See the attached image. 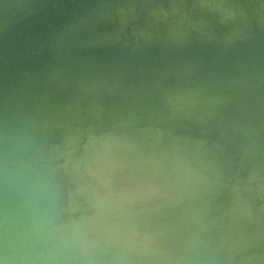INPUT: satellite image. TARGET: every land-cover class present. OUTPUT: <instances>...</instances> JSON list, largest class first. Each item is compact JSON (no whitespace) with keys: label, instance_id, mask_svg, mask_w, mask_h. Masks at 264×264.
Wrapping results in <instances>:
<instances>
[{"label":"water","instance_id":"obj_1","mask_svg":"<svg viewBox=\"0 0 264 264\" xmlns=\"http://www.w3.org/2000/svg\"><path fill=\"white\" fill-rule=\"evenodd\" d=\"M8 2L0 0V46L37 44L85 5L55 46L76 47L95 63L32 128L20 148L26 162L9 159L0 178L19 172L21 182L33 184L43 156L65 183L67 175L75 181L89 176L106 147L135 156L141 169L149 154L167 151L203 168L213 182L224 180L195 192L197 218L205 221L210 210L213 219L234 194L245 192L262 198L264 207V0ZM207 2L220 10L205 15ZM57 128L62 138L54 141ZM56 184L61 194V181ZM203 197L222 200L207 209ZM13 256L8 264L31 262L24 252ZM204 263L224 264L216 257Z\"/></svg>","mask_w":264,"mask_h":264},{"label":"rangeland","instance_id":"obj_2","mask_svg":"<svg viewBox=\"0 0 264 264\" xmlns=\"http://www.w3.org/2000/svg\"><path fill=\"white\" fill-rule=\"evenodd\" d=\"M8 1V3H13L15 0ZM206 4L207 7L204 9L205 15L213 14L221 8L217 4L210 5L208 2ZM191 7L195 6L192 4ZM166 9L169 11V16L171 18L173 16V13L171 12L172 7H167ZM149 22L150 19L145 20V23ZM127 24L128 25L125 32L126 35L131 38L135 32L134 25L131 20H128ZM52 35L48 36L46 39V46L54 44L55 38H53ZM185 41L186 39L179 40L180 43ZM74 48L70 49L69 51L60 48L61 55L49 66L50 74L47 76V82L49 83V86L47 89L44 88L43 90L42 88H35L32 92L24 94L22 99L17 101H0V110H5L9 107L16 106V109L19 110V112H17L19 114L18 116L24 118L22 117V115H24L25 119H27H21L17 116L18 119H15L16 121L19 120L17 123L20 121H23L24 123L23 126L18 129L0 128V134H4L0 135V168L5 162V164H8V160L11 158H16L20 160V162H26V160L23 159L22 153H20V148H23V146L25 147L27 142L26 140H30L32 136V128L58 105L61 99H63L71 90L72 85L84 78L91 69L92 65H94L93 63H95V60L89 57L88 53H85L84 56H79V49L76 47ZM32 52L36 53L35 55L38 56V59H41L45 54V51L38 49L36 50L35 44L25 46L24 44L20 45L9 43L0 46V81L5 83L7 88V84L10 82V79L8 75H3L2 72L7 71L8 69L17 65L16 63L20 64V68H24V59ZM3 60L6 62L3 63ZM7 88L6 90H8ZM16 115L17 114H15L13 117L16 118ZM21 122L19 125H22ZM26 122H28V125ZM23 137L24 140H21ZM25 137L27 138L26 140ZM61 138L62 132L59 128H57L53 132L52 139L54 141H59ZM17 139L18 141L20 139L22 144L20 143L21 141L18 142ZM7 141L9 142L6 143V145L5 143H2ZM10 146H13V148L17 147V151L14 148L12 152V147ZM14 150L16 152H14ZM164 157L165 165L170 166L171 164V171L167 170L168 166H166V168L165 166L156 165L154 162V164H150L154 157H148L145 162L149 168L147 167L145 168V171L139 172L136 177L129 178L130 174L137 171L138 169L137 158L132 156L131 161L128 163L130 165L128 166L126 163H124L127 168L124 164L121 167L119 166L117 172L109 177L111 180H109V178H105L104 170V172H91V175L87 177L86 175L81 176L76 181L70 180V176L67 175L65 177L66 183L63 187V189L66 188L63 190V192L67 193L63 194L64 196H67V198L64 197L63 194V197L60 195V197H62L60 199L61 202L59 201V206H61V209L58 207V216L54 220L55 222L53 221L54 223L52 222L47 225L39 221L40 219L38 212L31 215L32 217H30V219L29 216L26 218V209H28L31 205L37 206V203L32 201L30 203L28 201L30 206L25 208L28 203H26V201L30 198L26 197L22 190L19 189L18 191L15 179L20 175L17 171L18 168H14L15 171L13 172H18L15 175H11L10 177L7 174L6 176L3 175L5 177L2 176V178H0V185L7 182V184L12 183V185L15 184L13 186H15L16 190L13 187L14 189L9 192L8 195H10L12 199L7 197L6 201L4 202L6 205L3 203L4 207H2L3 204L0 202V206L2 207L0 208V213L4 211L0 215V225L2 226L1 229H3V226L6 227V225L9 227L11 223L10 219L13 217L14 220H12L13 223H11L10 227L19 226V228L16 227L15 231H11L13 238L8 236V234H10L9 232L5 233V235L3 234L4 236L8 237L7 239H9L7 240L8 245H6L7 242L4 239L6 237L1 235L3 237L2 239L0 236V241H4V244H1V242L0 244L6 246H2L3 249L0 246V249H2L1 253H3V256L0 255V257H2L0 258V264H8V262H10L13 257H16L13 255L17 252H24L25 254H28V256H31V262L29 264H205L204 261L207 258L209 259L210 256L212 258L214 254L216 255L215 257H222L221 260H223L226 264H264V242H262L264 241L263 199L260 197H253L249 192H245L240 195L234 194L219 209L218 213L213 216V219H210V210L204 214L203 218L206 221L205 224L204 220H201L194 215V202L196 195L195 190L197 192L203 191L210 187L211 184L219 187L224 183V180L218 179L217 181L213 182V179L205 172L203 168L186 160H182L176 154L173 155L169 153ZM46 159L49 166H52L53 161H50L52 159L47 157ZM132 160H134L136 163H134ZM12 164L13 163H11V165ZM84 167L86 168V166H83V169ZM88 168H90V166ZM91 169L90 171H92ZM148 170H150V172ZM159 171L161 173H159ZM2 172H4V170H2ZM144 172H146V174ZM163 172L164 174H162ZM50 173L52 177L55 175L53 178H55L56 182L61 181L58 179L59 177L54 174V172L50 171ZM150 173L151 175L155 176H157V173H159L157 176L158 180L154 181L152 184L147 180L148 176L145 177V175H149ZM140 174L144 176H141ZM140 177L142 180L144 178L145 181L140 182ZM172 177L176 179L180 190L171 189L170 186H168V180H171ZM126 178L127 180H125ZM132 181L135 183L139 181L140 183L138 182L139 185L133 184L134 182L132 183ZM156 182H159L158 186V183ZM160 182L162 183L160 184ZM141 183H144L142 184L143 187H141ZM150 184L153 186H150ZM30 185L32 186V184ZM156 186L159 188L162 186L163 187L160 190L159 188H156ZM163 188L165 190L167 188L168 192L171 194H168L167 196L166 193L168 192L162 190ZM141 190H143V192ZM15 191L19 196L18 199L20 200L22 197L21 201L24 200L23 203H26L24 206L23 203H20L21 205L19 204V202L16 200L17 197H14V195L17 196ZM162 191H164L163 194L166 195L167 199H165V196L161 194ZM192 191H194V193H192ZM213 191L214 189L211 190V193ZM108 192L111 193L108 194ZM159 192L161 197L164 196V198H160ZM174 193L176 196L178 195L177 198L179 200H182L177 204L174 202H176L178 199L175 201L172 198L169 199V197H171V195ZM20 194H22L21 197ZM23 196L25 197L23 198ZM63 198L64 201L62 202ZM121 198H123V200H121ZM161 200H166V204ZM221 200L222 199L217 198H215V200H211L208 197H203L201 205L209 209L210 206H215L216 203L219 201L221 202ZM7 201L9 202L8 205ZM116 202L119 203L117 206L118 208L115 207ZM143 202L144 206L142 205ZM155 202L161 203L156 204ZM10 203H13L15 206H12ZM178 204H180L182 208H180ZM9 205L14 209H12L13 212H10L12 210L10 209L11 207ZM19 205L20 208H24H21L20 210L18 207ZM169 206L172 208L171 211ZM174 206H176V209H173ZM8 207H10V210ZM5 208L6 212L11 213L8 218L6 217L8 214H5ZM22 209H25V211ZM19 210L22 214H26L23 217L24 220L18 224L17 222L19 217L22 218L23 216L22 214H19ZM14 211L17 218L12 216V214L14 215ZM3 214H5V220L3 219ZM7 219L9 224L6 221ZM36 220L40 223H38L39 225H36L37 222L36 224H33V222ZM107 220L114 221V223L110 224L111 226L113 225L112 227L107 225ZM121 220H123L124 223H122ZM31 221L33 222L31 223ZM116 223L120 224L116 225ZM21 225H24V227L26 226L28 229H23H26L28 233L30 232L29 235L28 233H25L26 238L24 237L25 235H23V237L21 236L23 233L20 235V231L22 230L21 232H23ZM32 227L36 228L34 229V232ZM207 227H211L210 229H213V235H209ZM17 231H19V233ZM18 234L20 237L17 238ZM142 235L143 238L140 237ZM21 237L22 239L24 238V241L20 239ZM138 237H140L141 240H145H138ZM14 238H17L16 241H13L15 240ZM177 239L179 240L177 241ZM149 240H151V243ZM21 241L23 246H19L20 251L16 250L15 248L18 249V245L16 246L14 243L16 242L17 244L19 243V245H21ZM130 241L134 244V246H130V244L132 245ZM255 241L257 245L255 244ZM172 242L176 244H172ZM259 242H261V246H259ZM137 244L141 245L142 247L144 246L143 248L140 246L142 250H139L141 249L139 247L137 248V246H139ZM147 244L150 246V248H152L148 250L149 247L147 248ZM254 244L256 246V250L255 246H253ZM9 245L14 248H11ZM9 248L12 249V251ZM5 250H8V252ZM249 250L251 252H249ZM10 251L11 253L9 254Z\"/></svg>","mask_w":264,"mask_h":264},{"label":"bare ground","instance_id":"obj_3","mask_svg":"<svg viewBox=\"0 0 264 264\" xmlns=\"http://www.w3.org/2000/svg\"><path fill=\"white\" fill-rule=\"evenodd\" d=\"M86 6L84 5V6H81V7H79V8H77V10H75V11H73V12H70V13H68V14H66L62 19H61V21H60V23H59V25H58V27L56 28V30H54V32L52 33V34H50V35H52L53 36V38H55V40H56V38H57V35L60 33V32H63V31H67V30H69L70 28H71V26L73 25V23H74V21L77 19V17L79 16V14L81 13V11H82V9H84ZM48 38V36L47 37H45L41 42H39V43H37V44H35V47H36V50L38 49V50H41V51H45V54L42 56V58L41 59H38V56L37 55H35L36 53H30L28 56H26L25 57V59H24V63H25V66H24V68H20L19 67V65L20 64H18V63H16L17 65H15V66H13L12 68H10V69H8L7 71H3L2 72V74L3 75H8L9 76V79H10V82H8V88H7V86H6V84L5 83H3V82H1L0 81V101H2V102H8V101H17V100H20V99H22V97L24 96V94H26V93H29V92H32L33 91V89H35V88H42L43 90H44V88L45 89H47V87L49 86V83L47 82V76H48V74H50V68H49V66H50V64L54 61V60H56V59H58L59 58V56L61 55V50H60V47H56L55 46V40H54V44H52V45H49V46H46V39ZM75 49V48H74ZM79 53V56H84L85 55V53H81L80 51L78 52ZM4 62H6V61H4L3 60V63ZM95 62V61H94ZM2 63V64H3ZM94 64V63H93ZM1 67V66H0ZM81 78V77H80ZM6 88L8 89V90H6ZM35 93V92H34ZM18 108V107H17ZM19 109H21V108H19ZM17 112H19V110H17L16 109V106H13V107H9V108H7V109H5V110H3V109H1L0 110V128H2V129H5V128H11V129H18V128H20V127H22L23 126V121L21 122L22 123V125H19V123H17L18 121H16L15 119H18V118H21L20 116H18L19 114L17 113ZM24 112V111H23ZM22 112V113H23ZM15 114H17L16 115V118H14L13 116L15 115ZM24 114V113H23ZM21 115V114H20ZM17 116H18V118H17ZM22 117H24V118H21V119H25V116L24 115H22ZM20 119V120H21ZM25 120H27V119H25ZM26 124L28 125V122H26ZM0 135H4V134H0ZM10 137V136H9ZM30 137V136H29ZM9 139V138H8ZM12 139H13V137H12ZM27 138L25 137V140H26ZM21 140H24V137L23 138H21ZM20 139H19V141H21ZM6 141V140H5ZM12 141V140H11ZM17 141H18V139H17ZM18 141V142H19ZM27 142L29 141V139L28 140H26ZM9 141H7V142H2V143H5V145H6V143H8ZM26 142V143H27ZM21 144H22V141L20 142ZM24 145V144H23ZM10 147H12V152H13V149L15 148V150L17 151V147H14L13 148V146H10ZM113 147H115V146H113ZM11 150V149H10ZM9 150V151H10ZM14 150V152H16ZM11 152V153H12ZM4 154V153H3ZM15 154V153H14ZM104 154H106V155H104ZM166 154H169V152H167V151H165L164 153H158V152H156V153H154V154H149V156L148 157H154L153 158V160H152V162H150V164H152L153 162L157 165V164H160V165H163V166H168V168H167V170H169V171H171V164H170V166L169 165H165V155ZM99 156H102L101 158L99 157ZM132 156L133 155H129V154H127L126 152H122V151H118V150H116V148H104V149H101V150H99L98 152H97V154H96V162H94L90 167H92V171H90V172H95V171H105V178H109L110 176H112L113 174H115V172H117V169L119 168V165L123 162V163H126L128 166L130 165V164H128L129 163V161H131V159H132ZM1 158H3V157H1ZM4 160V159H3ZM2 160V161H3ZM8 160V159H7ZM102 160V161H101ZM133 162H134V160H132ZM4 162H5V160H4ZM3 162V163H4ZM6 163V162H5ZM132 163V162H131ZM134 163H136V162H134ZM153 163V164H154ZM125 165V164H124ZM123 166V165H122ZM132 166V165H131ZM135 166V165H134ZM150 166H152V165H150ZM155 166V165H154ZM2 167V166H1ZM121 167V166H120ZM125 167H126V165H125ZM138 167V166H137ZM148 166H147V164L146 165H144L143 166V168L141 169V167H138V169H137V171H135V172H133L132 174H130V177L129 178H132V177H136L137 176V174H139V172H143V171H145V168H147ZM156 167V166H155ZM127 168V167H126ZM149 168V167H148ZM154 168V167H153ZM90 169V168H89ZM160 169H161V167H160ZM129 170V169H128ZM153 170V169H152ZM103 171V172H104ZM149 172H150V170H148ZM96 172V173H97ZM95 173V174H96ZM145 174H146V172H144ZM159 173H161L160 171H159ZM159 173H157L158 175H159ZM53 174V173H52ZM55 174V173H54ZM99 174V173H98ZM120 174H122V173H120ZM125 174H126V172H125ZM162 174H164V172L162 173ZM5 175V174H4ZM91 175V174H90ZM141 175V174H140ZM157 175V176H158ZM6 176V175H5ZM4 176V177H5ZM55 176V175H54ZM53 176V177H54ZM118 176V175H117ZM141 176H144V175H141ZM146 176H148V181L149 182H151V184L152 183H154V181H156V180H158V177L157 176H155V175H151V173L149 174V175H145V177ZM19 178H21V175L20 176H18ZM15 178L16 179V186H17V188H18V191H19V189L20 190H22V192L26 195V197H28V198H30V199H28L27 201H26V203L29 201L30 203H31V201L32 202H36V199H35V197H34V195H33V193H32V186L28 183V185H25V182L23 183V182H21L20 180H19V178ZM23 177V176H22ZM124 177V176H123ZM161 177V176H160ZM112 178V177H111ZM141 178V177H140ZM162 178V177H161ZM55 179V178H54ZM101 179L103 180V178L101 177ZM114 179V178H113ZM139 179V178H138ZM146 179V178H145ZM59 180H61V179H59ZM66 180V179H65ZM109 180H111L110 178H109ZM122 180V179H121ZM125 180H127V178L125 179ZM161 180V179H160ZM163 180V179H162ZM62 181V180H61ZM142 181H145L144 180V178H143V180H142V178H141V180H140V182H142ZM106 182V181H105ZM118 182V181H117ZM116 182V183H117ZM134 181H132V183H133ZM139 182V181H138ZM138 182L137 183H133V184H138ZM139 182V183H140ZM148 182V183H149ZM8 183V182H7ZM7 183H2L1 185H0V202L3 204L5 201H6V198L7 197H10V195H8L9 194V192H11L12 191V189H14L15 188V186H13V185H15V184H13L12 185V183H10V184H7ZM15 183V182H14ZM66 183V182H65ZM65 183L62 181V185L60 186V188H61V194H59V197H60V195L62 196V194L63 193H67V192H63V190H65V189H63V187L65 186ZM102 183V182H101ZM121 183V182H120ZM123 183V182H122ZM131 183V184H132ZM146 183V182H145ZM156 183H158L157 184V186L159 185V182H156ZM162 182H160V184H161ZM107 184V183H106ZM130 184V185H131ZM142 184H144V183H141V187H143V185ZM150 184V186H153V185H151ZM168 186H170V188L171 189H179L180 190V187H178V183H177V181H176V179L175 178H173L172 177V179L171 180H168ZM12 185V186H11ZM139 185V184H138ZM148 185V184H147ZM156 185V184H155ZM101 186V185H100ZM156 186V188H159V187H157ZM166 186V185H165ZM14 187V188H13ZM146 187V186H145ZM155 187V186H154ZM163 187V186H162ZM162 187H160L159 189L161 190V188ZM95 188V187H94ZM15 190H16V188H15ZM108 190V189H107ZM162 190H164L165 192L167 191L168 192V190H167V188H166V190L163 188ZM176 190V191H177ZM142 192H143V190H141ZM140 191V192H141ZM164 191H162V195H164L165 196V199H167V197H166V195L168 196V194H171V193H166V195L165 194H163V192ZM14 192V191H13ZM22 192H19V193H22ZM161 192V191H160ZM160 192H159V194H160ZM195 192H196V190H195ZM111 193V192H110ZM109 192H108V194H110ZM121 193V192H120ZM192 193H194V191H192ZM15 194L17 195V193H16V191H15ZM23 194V195H24ZM118 194V193H117ZM161 194H160V198L162 199V197L164 198V196H162L161 197ZM212 194V193H211ZM12 195V194H11ZM65 195H67V194H65ZM119 195V194H118ZM22 196V194H20V197ZM63 196H64V194H63ZM62 196V197H63ZM178 196V195H177ZM177 196H176V194L174 193V194H172L171 195V197H169V199L170 198H172L174 201L175 200H177L178 198H177ZM14 197H17V201L19 202V204L21 203H23V201L24 200H22L21 201V199H22V197H21V199L19 200L18 199V195L17 196H15L14 195ZM25 196H23V198H24ZM62 197H60V199L62 198ZM64 197H66L67 198V196H64ZM103 197V196H102ZM122 197V196H121ZM11 199H12V197H10ZM108 198V197H107ZM136 198V197H135ZM9 199V198H8ZM7 199V200H8ZM15 199V198H14ZM27 199V198H26ZM60 199H59V201H60ZM137 199V198H136ZM220 199H222V198H220ZM66 200V199H65ZM121 200H123V198H121ZM126 200V199H125ZM129 200V199H128ZM139 200V199H138ZM185 200H186V198H185ZM9 201H10V199H9ZM11 201H13V200H11ZM21 201V202H20ZM64 201V198H63V200H62V202ZM111 201V200H110ZM130 201V200H129ZM161 201H163V200H161ZM166 201V200H165ZM165 201H163V203L165 202ZM179 201H182V200H177L176 202H174V203H178ZM8 202V201H7ZM18 202H17V204H18ZM27 203V205L25 206V208L26 207H29L30 206V203ZM61 202V201H60ZM59 202V203H60ZM109 202V201H108ZM131 202H133V201H131ZM138 202V201H137ZM144 202H146V201H144ZM144 202L142 203V205L144 206ZM154 202V201H153ZM183 202H185V201H183ZM183 202H180V203H183ZM26 203H23V206L26 204ZM33 203V204H34ZM134 203V202H133ZM147 203V202H146ZM150 203H152V202H150ZM149 203V204H150ZM156 203V202H155ZM158 204L159 203H161V202H157ZM156 203V204H157ZM214 203H215V201H214ZM213 203V204H214ZM5 204V203H4ZM4 204H3V206L2 207H4ZM9 204V202L7 203V205ZM12 206H15L13 203H10ZM20 204V205H21ZM62 204V203H61ZM155 204V205H156ZM165 204H166V202H165ZM1 205V204H0ZM6 205V204H5ZM20 205L18 206L19 208H20ZM97 205V204H96ZM119 205V203H117L116 202V205H115V207H117ZM154 205V204H153ZM179 205V207L180 208H182L181 206H180V204H178ZM10 206V205H9ZM160 206V205H159ZM158 206V207H159ZM177 206V205H176ZM176 206H174L173 207V209H176ZM183 206V205H182ZM188 206V205H187ZM1 206H0V208H2ZM5 207H7V206H5ZM11 207V206H10ZM10 207H8V209L10 208ZM60 207V209H61V206H59ZM157 207V206H156ZM170 207V206H169ZM178 207V206H177ZM184 207V206H183ZM15 208V207H14ZM21 208H24V207H21ZM21 208H20V210H21ZM118 208V207H117ZM152 208V207H151ZM171 208V207H170ZM169 208V209H170ZM7 209V210H8ZM11 210L13 209L12 207L10 208ZM9 209V210H10ZM166 209V208H165ZM5 210V214L7 215L6 217L8 218V216L11 214V213H8V212H6V208L4 209ZM8 210V211H9ZM14 210V209H13ZM13 210L12 211H10V212H13ZM19 210V211H20ZM23 211H25V209H22ZM172 210V208L170 209V211ZM169 211V210H168ZM2 212H4V211H2ZM1 212V213H2ZM26 212H27V214L26 213H21V211H20V213L19 214H22L21 216H22V218H20L19 217V220H18V224H19V222H22L24 219H23V217H24V215L26 216V218L29 216V219H30V217H32L31 215H33V214H35L36 212H37V206H35V205H31L28 209H26ZM59 212V211H58ZM107 212V211H106ZM173 212V211H172ZM1 213H0V215H1ZM5 214H3L4 215V217H3V215H2V217H3V219L5 220L6 218H5ZM18 214V215H19ZM160 214V213H159ZM163 214V213H162ZM135 215V214H134ZM144 215V214H143ZM147 215V214H146ZM161 215V214H160ZM12 216H15V211H14V215L12 214ZM16 217V216H15ZM135 217V216H134ZM140 217V216H139ZM264 217V216H263ZM0 218H1V216H0ZM10 218H11V216H10ZM14 218V217H13ZM13 218H11L10 219V221H11V223H13L12 222V220H14ZM17 218V217H16ZM16 218H15V220H16ZM26 218H25V220H26ZM154 218V217H153ZM33 219V218H32ZM38 219V218H37ZM40 219V218H39ZM140 219V218H139ZM155 219V218H154ZM263 219V218H262ZM4 220H3V223H4ZM141 220V219H140ZM264 220V219H263ZM7 222H8V219L6 220ZM39 221H41V220H39ZM108 221V220H107ZM144 221V220H143ZM155 221V220H154ZM260 221H262V220H260ZM2 222V221H1ZM33 221H31V223H32ZM35 222V223H34ZM33 222V224H36V222H37V220L36 221H34ZM55 222V221H54ZM53 222V223H54ZM146 222V221H145ZM11 223H10V225H11ZM26 223H27V221H26ZM26 223H24V224H26ZM39 222H37V224L36 225H39L38 224ZM155 223V222H154ZM1 224V223H0ZM8 224H9V222H8ZM23 224V223H22ZM78 224V223H77ZM118 224H120V223H118ZM117 223H116V225H118ZM10 225H9V227H8V225H6V227L5 226H3V229H1V225H0V233L2 232V235L4 234L5 235V233H10V234H8V236H11L12 238H13V235H11L12 234V230H14L15 231V228L17 227H10ZM32 225V224H31ZM36 225H33V226H36ZM104 225V224H103ZM108 225V224H107ZM115 225V226H116ZM129 225V224H128ZM44 226V225H43ZM111 226V225H110ZM113 226V225H112ZM21 227H22V229L23 228H26V226L24 227V225L22 226L21 225ZM31 227V226H30ZM36 227H39V226H36ZM42 227V226H41ZM134 227V226H133ZM17 228H19V226L17 227ZM33 228V227H32ZM54 228V227H53ZM135 228V227H134ZM211 227H207V230L209 231V235L210 234H212L213 235V233L212 232H214L213 231V229H210ZM213 228V227H212ZM26 229H28V228H26ZM26 229L24 230L23 229V232H21L20 231V235H21V233H23L21 236L23 237V235H25V233H28L27 231H26ZM34 229H36V228H33V232L35 231ZM211 230V232H210V230ZM97 230V229H96ZM126 230V229H125ZM24 231H26V232H24ZM29 231V230H28ZM30 231H31V229H30ZM134 231V230H133ZM208 231H207V233H208ZM18 233H19V231H17ZM188 232V231H187ZM30 233V232H29ZM29 233H28V235H29ZM17 234V233H16ZM31 234H32V232H31ZM109 234V233H108ZM3 235V237H6V236H4ZM15 235V234H14ZM20 235L18 234L17 235V238L18 237H20ZM124 235V234H123ZM16 236V235H15ZM200 236V235H199ZM2 237V236H1ZM3 237H2V239H3ZM11 237H10V239H11ZM22 237L20 238L21 240H23L24 241V238L22 239ZM25 238H26V235L24 236ZM28 237V236H27ZM92 237V236H91ZM112 237H113V235H112ZM140 237H142L143 238V235L142 236H140ZM140 237H138L139 239L138 240H141L140 239ZM145 237H146V235H145ZM144 237V238H145ZM183 237V236H182ZM8 237H6V238H4L5 239V241L7 242V240H9V239H7ZM16 238V239H17ZM47 238V237H46ZM133 238V237H132ZM179 238V237H178ZM1 239V240H2ZM15 239V238H14ZM16 239L15 240H13V241H16ZM134 239V238H133ZM132 239V240H133ZM184 239V238H183ZM200 239V238H199ZM204 239V238H203ZM12 240H10V241H12ZM26 240V239H25ZM143 240H145V239H142L141 241H143ZM148 240V239H147ZM179 239H177V241H178ZM181 240V239H180ZM201 240V239H200ZM18 241H20V240H18ZM39 241V240H38ZM150 241V243H151V240H149ZM148 241V242H149ZM181 241H183V240H181ZM203 241V240H202ZM1 242V241H0ZM3 242V243H2ZM2 242H1V244H4V241L2 240ZM135 242V241H134ZM137 242V241H136ZM146 242V241H145ZM161 242V241H160ZM168 242V241H167ZM262 242H264V241H262ZM10 243V242H9ZM16 243V242H15ZM14 243V245H18L17 247H18V249L17 248H15L16 250H19V246L20 247H22L23 245H22V241L20 242L21 243V245H19V243L17 244H15ZM36 243H37V241H36ZM130 243H132L131 241H130ZM142 243V242H141ZM140 243V244H141ZM171 243V242H170ZM260 243V245L259 246H261V242H259ZM0 244V246L2 247L3 245H1ZM136 244V243H135ZM146 244V243H145ZM152 244H153V242H152ZM172 244H176V243H173L172 242ZM179 244V243H178ZM255 244L257 245V243H256V241H255ZM255 244L253 245V246H255ZM263 244V243H262ZM6 245H8V242H7V244ZM137 245H139V244H137ZM136 245V246H137ZM141 245H143V244H141ZM141 245H139V246H137V248L139 247V248H141L142 246ZM155 245V244H154ZM166 245H168V244H166ZM207 245H208V243H207ZM10 246V245H9ZM130 246H134V244L132 243V245L130 244ZM135 246V247H136ZM141 246V247H140ZM3 247H6V246H3ZM3 247H2V249H3ZM11 248H14V247H12V246H10ZM144 247V246H143ZM142 247V248H143ZM149 247V248H148ZM164 247V246H163ZM204 247V246H203ZM142 248L141 249H139V250H142ZM147 248H148V250L149 249H151L150 248V246L147 244ZM147 248H144V249H147ZM154 248V247H153ZM257 248H258V246H257ZM2 249H0V255H2L3 253H1V251H2ZM5 249V248H4ZM10 249V248H9ZM247 249V248H246ZM263 249H264V247H263ZM11 251H12V249H10ZM96 250V249H95ZM251 250V249H250ZM249 250V252H251ZM255 250H256V246H255ZM261 250H262V247H261ZM6 251V250H5ZM11 251L9 252V254L11 253ZM20 251V250H19ZM24 251V250H23ZM212 251V250H211ZM260 251V250H259ZM258 251V252H259ZM6 252H8V250L6 251ZM214 252V251H213ZM5 253V252H4ZM17 253H19V252H17ZM66 253V252H65ZM95 253H96V251H95ZM215 253V252H214ZM222 253V252H221ZM243 253V252H242ZM247 253H248V251H247ZM46 254V253H45ZM94 254V253H93ZM210 254L212 255V253L210 252ZM237 255V254H236ZM240 255V254H239ZM3 256V255H2ZM97 256V255H96ZM216 255L214 254V256H212V258L213 257H215ZM10 257V256H9ZM0 258H2V257H0ZM5 258V257H4ZM3 258V259H4ZM210 258H211V256H210ZM216 258H219V256L218 257H216ZM222 258V257H221ZM221 258H219V259H221ZM2 259V260H3ZM9 259V258H8ZM208 259V258H207ZM1 260V259H0ZM5 260V259H4ZM243 260V259H242ZM203 261V260H202ZM223 263H225L223 260H221ZM201 262V261H200ZM263 262V261H262ZM226 264V263H225Z\"/></svg>","mask_w":264,"mask_h":264},{"label":"clouds","instance_id":"obj_4","mask_svg":"<svg viewBox=\"0 0 264 264\" xmlns=\"http://www.w3.org/2000/svg\"><path fill=\"white\" fill-rule=\"evenodd\" d=\"M32 193L41 222L46 225L52 223L58 216L60 197L56 181L49 171L48 161L43 156L40 157L35 171Z\"/></svg>","mask_w":264,"mask_h":264}]
</instances>
